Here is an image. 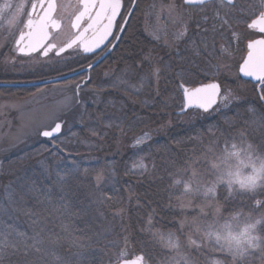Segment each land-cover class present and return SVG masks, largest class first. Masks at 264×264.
<instances>
[{
    "label": "trees",
    "instance_id": "obj_1",
    "mask_svg": "<svg viewBox=\"0 0 264 264\" xmlns=\"http://www.w3.org/2000/svg\"><path fill=\"white\" fill-rule=\"evenodd\" d=\"M132 3L126 0V11ZM148 5L149 0H138L121 42L91 72L87 87L101 93L100 106L88 107L78 128L43 140L2 163L0 231L9 240L21 239L20 233L30 237L34 232L30 214H37L46 225L44 247L55 248L58 264H116L125 250V237L129 257L143 247L153 255L155 264L166 261L162 246L152 234L171 232L182 237L187 231L188 224L181 229V221L189 222L191 217L181 208L180 186L174 181L184 177L189 165L203 156L213 134L220 149L225 140L228 144L238 141L243 131V140L264 154V129L252 122L253 113L248 111L251 107L264 113V104L258 98V85L239 74L229 83L222 76L220 80L225 88L242 92L247 98L218 114L181 112L180 85L195 87L210 82L214 66L224 65L225 59L218 58V48L214 55H208L198 45L200 56L193 50L168 52L145 32ZM208 49L212 51L213 46ZM145 57L150 59L145 61ZM88 63L78 62L64 73ZM231 65L230 71L238 69V64ZM156 68L158 75H152ZM205 72L209 73L207 79ZM44 78L38 75L27 80ZM0 80L13 81L2 66ZM0 89L19 98L36 90ZM145 134L149 139L134 146ZM141 159L146 171L133 167ZM253 195L228 197L225 190H220L218 205L223 216L241 212L264 217V208L255 204L256 199L264 201V191L258 189ZM57 235L69 238L52 244L50 240ZM259 235L264 241V221ZM72 237L79 243L72 244ZM44 259L52 264L51 255ZM38 260L35 252L25 256L23 251L8 248L2 264H37Z\"/></svg>",
    "mask_w": 264,
    "mask_h": 264
},
{
    "label": "snow or ice",
    "instance_id": "obj_2",
    "mask_svg": "<svg viewBox=\"0 0 264 264\" xmlns=\"http://www.w3.org/2000/svg\"><path fill=\"white\" fill-rule=\"evenodd\" d=\"M186 4H200L204 5L208 0H184ZM221 5L225 3L230 6L232 19H226L216 14L219 27L213 25L212 31L223 36L225 32H229L228 47L222 46L220 53L226 58H231L230 54L233 49V41L237 44L241 40V33L232 29V21L239 26L244 24L248 30L259 34L260 38H248L245 45L246 55H242L240 62H238V73L243 77L250 78V81H255L259 86V99L264 101V0H259L258 6L246 5L239 3V0H220ZM60 5L57 0H22L19 4H13L12 0H5L0 4V16L9 13L10 17L8 23L14 24L20 17V23L23 27L20 29L18 37L15 38V49L22 54L29 55L33 52L39 51L42 56L48 57L49 53H54L59 57L69 50L75 49L77 46H82L83 53L94 52L105 41L110 44L108 40L110 36L113 39L119 37L114 36L113 29L123 31V24L127 23V19L121 15L122 2L121 0H77L76 11L70 20L72 29L79 31L82 21L87 19L88 26L84 32L91 30L93 38L89 41L85 39L83 33L74 35L72 38L63 43H56L52 30L57 32L61 29V20L57 18V11ZM130 15V13H129ZM123 21V24L117 23V18ZM205 19H207L205 17ZM199 27V25H197ZM187 29L178 33V38H182L186 34ZM206 31V30H205ZM203 52L208 55H214L215 47L213 45L212 51H209L207 39L203 41ZM196 56H200L201 50L198 47L193 48ZM150 58L145 57V61ZM92 67L91 64L88 65ZM215 72L211 75L214 77L210 82L201 83L196 87H186L181 84L183 89L184 104L181 112L184 113L188 109L201 110L203 112L219 111L221 106L223 108L229 107L231 99L234 98L233 91L225 88L220 76L222 70H228L229 65H215ZM159 69L156 68L151 73L158 75ZM209 73L205 72L204 76L207 79ZM195 83V81H193ZM80 85H77L79 90ZM249 112L253 113L252 122L258 127L264 129V113H257L254 108L249 107ZM227 122V120H226ZM62 124L55 123L54 127L42 132L44 137L54 138L61 132ZM211 132L212 130L209 129ZM241 137L244 132L239 133ZM146 139H149L147 134L139 137L135 141V145L142 144ZM243 142V141H242ZM229 141L225 140V145ZM217 145L215 136L213 134V141L209 144L207 150L204 152L202 159L205 161L203 172H199L195 167L189 165L191 168V175L187 181L183 182V196H194L202 194L205 197L203 206L197 205L193 211L196 212L190 222L187 220L181 221V229L185 224L191 229L187 236V244L182 245L180 237L174 233H153V239L163 248L173 253L169 256L167 264H201L200 257H203L204 264H264V241L252 232L257 225L261 224V219L255 220L254 223H247L239 231H233V224L225 221L223 225L219 224L220 206L218 203H213L217 197V186L225 184L228 191V197H231L236 191L251 192L253 198L256 194V189L260 188L264 191V158L252 155L253 147L251 144L247 148L237 150V144L232 143L231 149L225 147L217 154ZM243 153V158L241 157ZM235 159L236 163L231 161ZM256 161H259L257 165ZM197 163V161H193ZM134 168L147 170L146 165L141 159L138 163L133 165ZM244 169H251L250 172L244 174ZM187 171V170H186ZM214 175L216 180L211 183V186H205L203 177L205 175ZM63 179L62 177L60 178ZM100 177H97L99 182ZM181 180L174 181V185H179ZM195 185V187L193 186ZM234 185H238L239 189H235ZM225 197V199H228ZM255 204L258 207L264 208V201L256 199ZM185 206L181 205L183 209ZM206 208H215L213 213L214 219L208 220L209 213L205 211ZM33 220L34 232L32 236H27L23 233L18 234L21 239L9 240L3 231H0V264L6 254V249L13 248L18 251H23L24 255H29L30 252H35L39 255V260L43 264H48L44 258L51 255L52 264H58L60 257L57 256L55 248L47 249L44 247L46 240L43 235L46 225L41 218L35 214H30ZM232 222L238 221V214L231 217ZM149 224H151V217H149ZM238 226V224H237ZM67 230V226H65ZM51 233V230H48ZM70 236V234H69ZM69 236L60 237L55 236L50 242L55 244L59 239H68ZM196 236L197 239H193ZM72 244H78L79 240L75 237L71 238ZM127 238L125 237V250L119 254V264H155L154 257L151 253L141 247L138 253H134L130 258L126 249ZM82 246V245H81ZM189 249L191 251H189ZM207 249V253L205 252ZM193 253L196 255L194 256ZM213 254L209 259L208 254ZM218 254V255H217Z\"/></svg>",
    "mask_w": 264,
    "mask_h": 264
},
{
    "label": "rangeland",
    "instance_id": "obj_3",
    "mask_svg": "<svg viewBox=\"0 0 264 264\" xmlns=\"http://www.w3.org/2000/svg\"><path fill=\"white\" fill-rule=\"evenodd\" d=\"M5 0H0V4H3ZM13 4H19L22 0H12ZM26 2V0H24ZM248 2V0H247ZM253 2V3H252ZM77 0H59L57 17L62 21L63 24L67 26L70 25V20L76 11ZM242 3V2H240ZM259 0H251L250 3L246 5L258 6ZM219 13L220 16L226 19H232V10L227 5H221L217 3L215 5H207L203 7H188L184 0H149V5L145 14L144 28L147 36L156 42L162 44L166 47L168 52L180 53L184 51H192L194 46H203L202 41L206 38L208 46H213L216 48L215 52L220 53L222 46L228 47L229 32H225L222 35L219 33H214L212 31L213 25L216 24L219 27L218 21L216 19V14ZM10 17L9 13H5L0 16V66L4 68L5 71L9 73L12 77L11 82L15 83H25L29 82L27 79L32 78V76L43 75L45 80L51 77L52 74L65 75L68 68L72 65L75 60H78L79 56L77 51H72L64 56L55 57L51 56L49 58H41L40 56L34 57H21L17 54L15 49V38L18 37L20 29L23 25L20 23L21 19H26V17H20L14 24H9L8 19ZM205 17L207 19H205ZM199 25V27L197 26ZM243 24L239 26L237 24H232V29L238 33H241V40L237 44L233 41V52L230 54L231 58L225 59V64L233 66L240 62L241 56L246 55L245 45L248 38H256V33L248 30ZM187 29L186 34L182 38H178V33ZM206 30V31H205ZM221 38V39H219ZM199 48V47H198ZM202 52V51H201ZM223 55L220 53L218 58ZM237 58V60H236ZM235 60L237 62H235ZM236 66V65H235ZM234 69V70H233ZM232 71L222 70L221 76L224 81L230 82L238 76V69L233 68ZM71 73V72H69ZM67 73V74H69ZM59 76V75H58ZM53 77V76H52ZM44 79H39L44 80ZM90 77L85 76L84 78L77 77L75 79H70L62 81L59 83L36 87L33 93H29L24 97H15L7 94L8 92L0 91V171L2 163L8 157L27 149L30 146L36 145L42 142L41 133L44 130H49L54 127L55 123L65 121L63 133L67 131L74 130L81 125L83 121L84 111L88 107L98 108L103 100V96L98 92L87 87ZM0 82H7L2 81ZM77 85H80L79 90H77ZM225 87V86H224ZM9 89V88H3ZM1 90V89H0ZM234 98L231 99L229 107L234 102H239L246 97L242 92H233ZM263 103V102H262ZM183 106V103H182ZM224 109L221 106L219 111H214L218 114ZM213 112V111H211ZM210 113V112H209ZM238 141H233L232 143L237 144V150L241 148H247L248 141L243 140V137L238 136ZM243 141V142H242ZM224 145L222 148L217 149V154L220 153L225 147L231 149V144ZM252 155L255 158L260 156L264 158V154L261 153L253 144ZM243 153L241 157L243 158ZM197 163H193L192 166L195 167L199 172H203L205 161L202 159H197ZM231 163L235 164L236 161L233 159ZM257 165L259 161H256ZM251 169H244V174L250 172ZM187 173L184 177H181L180 186V196L183 205V209L190 214V217L196 215L193 209L197 205L203 206L205 203V197L202 194H196L194 196H183V182L187 181L191 175V168L189 167L186 171ZM205 186H211V183L216 180V176L208 174L203 177ZM195 187V185H193ZM235 189H239L238 185H234ZM260 188H257L258 190ZM220 190H225L228 196L227 187L225 184H220L217 186V197L213 203H218V196ZM237 193H251L236 191L233 193L235 196ZM219 204V203H218ZM220 206V205H219ZM206 212L209 213L208 220L214 219L213 213H215V208H206ZM238 214V221L232 222L231 217ZM229 217L223 216L222 208L220 207V219L219 224L223 225L225 221H229L233 224V231L241 230L245 224L254 223L255 220L261 219V224L263 223L264 217H254L244 213H234ZM190 219V221H191ZM189 221V222H190ZM238 224V226H237ZM261 224L257 225L256 229L252 232L253 235H259V227ZM191 229L188 227L187 231L180 237L182 245L187 244V236ZM193 239H197L193 236ZM162 253H164V259L158 264H167V260L170 255L168 249L161 247ZM189 251H191L189 249ZM207 253V249H205ZM195 256L196 254L193 253ZM209 259L212 258L213 254H208ZM218 255V254H217ZM163 257V255H162ZM130 258V257H129ZM156 259H159L156 257ZM160 260V259H159ZM201 264H204L203 257H200ZM230 264V258H229Z\"/></svg>",
    "mask_w": 264,
    "mask_h": 264
},
{
    "label": "flooded vegetation",
    "instance_id": "obj_4",
    "mask_svg": "<svg viewBox=\"0 0 264 264\" xmlns=\"http://www.w3.org/2000/svg\"><path fill=\"white\" fill-rule=\"evenodd\" d=\"M250 1L251 0H248V2H247V0H239V3L242 2L243 4H248V3H250ZM58 2H59V0H58ZM122 2H123V10L121 12V15L126 18V0H122ZM219 2L220 1L209 2V3H205L204 5H199V7H203V6H207V5H211L213 3H219ZM226 5L227 4L225 3V6ZM228 7H230V6H228ZM56 15H57V13H56ZM88 23H89V21H87V19H85L84 21H82L81 27H80L79 31H77L75 29H72L70 25L67 26L66 24H63V21L61 19V24H62L61 29L58 32L56 30H52V34L55 37V42L58 43V44L63 43L66 40L72 38L74 35H78L80 33H83L85 39H87V40L90 41L93 38V32L91 30H88L87 32H84V29L87 28ZM117 23L123 24V21L120 19V17L117 18ZM232 24H236L234 20L232 21ZM127 26H128V24L127 25L126 24H123V27H124V30L123 31H119L116 28H114L113 29L114 36L119 37V38L118 39H113V37L111 36L110 39H109L111 41V43L109 44L108 41H107L106 45L101 50H99L96 53H93V54L83 53L82 46H77L75 49L69 50L68 52H65L64 54H62L61 56H64V55H66V54H68V53H70L72 51H77L79 58H78V60H75L72 63L71 66H74L78 62H82V61L83 62L84 61L85 62H87V61L89 62L87 65H84V66L80 67L78 70L86 69L89 64L92 65L93 63H95L99 59L104 58L100 62V63H102L106 58H108L109 56H111L113 54V52L115 51V49L117 48V46L121 42V40H122V38H123V36L125 34V31H126ZM256 35L257 36L254 39L260 38V36H259L258 33H256ZM17 54L19 55L18 51H17ZM19 56H21V57L40 56L41 58H49L51 56H55V54L54 53H49V56L48 57H44V56L41 55V53L39 51H37L36 53H33L31 55H19ZM61 56H59V57H61ZM55 57H57V56H55ZM85 76L90 77V79H91V74L89 76H88V73H84V74L79 75L80 78H84ZM90 79H89V81H90Z\"/></svg>",
    "mask_w": 264,
    "mask_h": 264
},
{
    "label": "water",
    "instance_id": "obj_5",
    "mask_svg": "<svg viewBox=\"0 0 264 264\" xmlns=\"http://www.w3.org/2000/svg\"><path fill=\"white\" fill-rule=\"evenodd\" d=\"M212 1H220V0H208V2H206V3H209V2H212ZM121 2H122V0H121ZM137 3H138V0H134L133 1V4L131 6V9L129 10V12H128L127 16H126V19H127L126 25L128 24V22H129V20H130V18L132 16V14L135 11L136 6H137ZM186 5L187 6H198L200 4H191V5L186 4ZM122 10H123V2H122L121 12H122ZM129 13H130V15H129ZM110 37L108 38V40L110 39ZM106 43H107V41H105L104 44H102L94 52H90V53H86V54H93V53L98 52L99 50H101L106 45ZM33 53H36V52H33ZM33 53H31V54H33ZM19 54L20 55H25V54H22V53H19ZM31 54H29V55H31ZM103 59L104 58H101L98 61H96L95 63H93L91 68L87 67L86 69H83V70H80V71H77V72H74V73H71V74H67V75H64V76H60V77H56V78H52V79H47V80H42V81L26 82V83H6V82H0V88H35V87H42V86H47V85L59 83V82H62V81H66V80L72 79V78L77 77V76H79L81 74H84V73H88V76H89L90 75V72L92 71V69H94ZM240 77L243 80H245V81H249V79H250V78H247V77H243L242 74H240ZM250 82L253 83V84H256L255 81H250ZM186 87H188V86H186ZM182 96H183V89H182ZM183 104H184V97H183ZM193 110H195V109H188L184 113H188V112L193 111ZM199 111H201V110H199ZM201 112H203V111H201ZM209 112H211V111H209ZM204 113H208V112H204ZM57 123H61L62 124V128H61V132L58 133L56 135V137H54V138H57L58 136L62 135L63 128H64V125H65V121L57 122ZM41 136L43 138L47 139V140L54 139V138L44 137L42 135V133H41ZM117 264H119V262Z\"/></svg>",
    "mask_w": 264,
    "mask_h": 264
}]
</instances>
